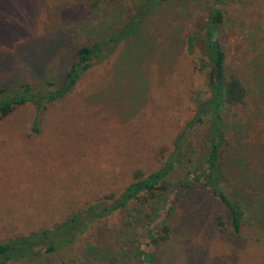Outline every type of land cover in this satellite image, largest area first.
Returning <instances> with one entry per match:
<instances>
[{
  "label": "rangeland",
  "instance_id": "obj_1",
  "mask_svg": "<svg viewBox=\"0 0 264 264\" xmlns=\"http://www.w3.org/2000/svg\"><path fill=\"white\" fill-rule=\"evenodd\" d=\"M209 1L169 0L146 16L137 36L40 111L36 134L32 105L0 120V241L51 227L104 195H118L134 171L147 175L161 166L192 115V93L204 86L194 66L202 44L197 39L189 54L186 40L206 18ZM141 2L0 0V87L58 81L78 46L118 30ZM223 14L226 66L248 91L242 122L258 127L264 124L257 97L264 85V0H229ZM255 166L264 176V163ZM133 209L95 223L54 262L85 264L84 247L91 244L102 252L93 247L89 264H135L133 248L148 227ZM210 214L199 218L173 203L166 220L172 237L157 252L160 263L264 264V237L244 229L245 241L231 243L212 227Z\"/></svg>",
  "mask_w": 264,
  "mask_h": 264
},
{
  "label": "trees",
  "instance_id": "obj_2",
  "mask_svg": "<svg viewBox=\"0 0 264 264\" xmlns=\"http://www.w3.org/2000/svg\"><path fill=\"white\" fill-rule=\"evenodd\" d=\"M89 1L95 7L105 0ZM168 1L142 0L118 30L78 46L58 81L0 87V120L17 107L32 105L37 114L31 130L36 134L40 111L65 99L85 72L95 63L107 60L120 44L137 36L143 19ZM228 1L210 0L206 18L198 22V31L186 40L189 54H193L197 39L202 44L203 55L198 56L194 66L195 73L204 77V86L192 93V115L173 139L172 150L161 166L147 175L134 171L133 180L118 195H104L51 227L0 241V264H56L54 260L62 258L95 223L126 212L130 206L148 227L141 246L133 248L135 264H161L157 252L172 237L166 220L176 201L186 211L192 208L199 218L210 212L212 227L231 243L245 241L244 229L264 237V176L257 173L255 166L264 163V124L246 127L242 122L248 91L228 71L219 39L223 7ZM260 88L262 92L257 97L264 106V85L260 84ZM202 128L205 132L199 140ZM258 149L262 153L257 154ZM134 203L138 206L134 207ZM133 223L130 221L129 225ZM93 247L102 252L101 247L86 244L85 264L90 263ZM105 252L111 254L109 246Z\"/></svg>",
  "mask_w": 264,
  "mask_h": 264
}]
</instances>
